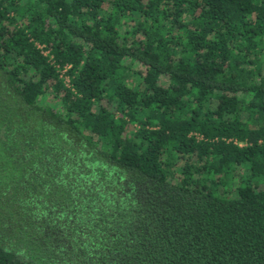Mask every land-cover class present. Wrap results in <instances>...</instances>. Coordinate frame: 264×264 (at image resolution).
I'll return each instance as SVG.
<instances>
[{
  "label": "trees",
  "instance_id": "trees-1",
  "mask_svg": "<svg viewBox=\"0 0 264 264\" xmlns=\"http://www.w3.org/2000/svg\"><path fill=\"white\" fill-rule=\"evenodd\" d=\"M0 264H264V0H0Z\"/></svg>",
  "mask_w": 264,
  "mask_h": 264
},
{
  "label": "rangeland",
  "instance_id": "rangeland-1",
  "mask_svg": "<svg viewBox=\"0 0 264 264\" xmlns=\"http://www.w3.org/2000/svg\"><path fill=\"white\" fill-rule=\"evenodd\" d=\"M61 73H62V71H61ZM64 78V81L66 82V77H63Z\"/></svg>",
  "mask_w": 264,
  "mask_h": 264
}]
</instances>
